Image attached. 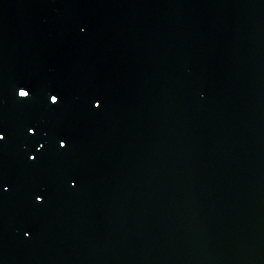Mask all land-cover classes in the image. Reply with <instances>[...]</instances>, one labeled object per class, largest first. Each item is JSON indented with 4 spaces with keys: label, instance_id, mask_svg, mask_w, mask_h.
Masks as SVG:
<instances>
[{
    "label": "water",
    "instance_id": "obj_1",
    "mask_svg": "<svg viewBox=\"0 0 264 264\" xmlns=\"http://www.w3.org/2000/svg\"><path fill=\"white\" fill-rule=\"evenodd\" d=\"M56 264H264V0H95Z\"/></svg>",
    "mask_w": 264,
    "mask_h": 264
}]
</instances>
